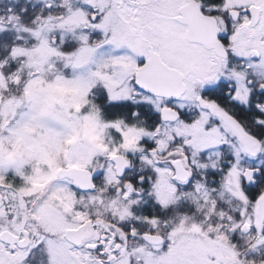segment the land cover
Returning a JSON list of instances; mask_svg holds the SVG:
<instances>
[{
    "label": "snow or ice",
    "instance_id": "6c2138e0",
    "mask_svg": "<svg viewBox=\"0 0 264 264\" xmlns=\"http://www.w3.org/2000/svg\"><path fill=\"white\" fill-rule=\"evenodd\" d=\"M0 264H264V0H0Z\"/></svg>",
    "mask_w": 264,
    "mask_h": 264
}]
</instances>
